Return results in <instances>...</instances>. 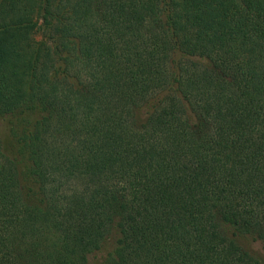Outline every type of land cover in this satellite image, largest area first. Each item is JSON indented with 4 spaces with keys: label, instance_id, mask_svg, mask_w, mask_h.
<instances>
[{
    "label": "trees",
    "instance_id": "16d2710c",
    "mask_svg": "<svg viewBox=\"0 0 264 264\" xmlns=\"http://www.w3.org/2000/svg\"><path fill=\"white\" fill-rule=\"evenodd\" d=\"M0 116V264H264V0H0Z\"/></svg>",
    "mask_w": 264,
    "mask_h": 264
},
{
    "label": "rangeland",
    "instance_id": "374dc122",
    "mask_svg": "<svg viewBox=\"0 0 264 264\" xmlns=\"http://www.w3.org/2000/svg\"><path fill=\"white\" fill-rule=\"evenodd\" d=\"M7 133V119L0 116V135L4 137ZM254 256L264 262V250L261 248L258 242L253 241H243L242 243ZM107 249L109 244L107 245ZM93 261V258H89V262Z\"/></svg>",
    "mask_w": 264,
    "mask_h": 264
}]
</instances>
